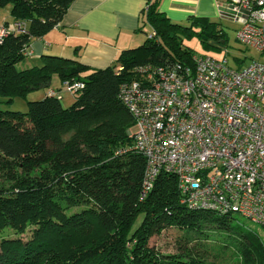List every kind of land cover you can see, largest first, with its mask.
<instances>
[{"label":"trees","instance_id":"trees-1","mask_svg":"<svg viewBox=\"0 0 264 264\" xmlns=\"http://www.w3.org/2000/svg\"><path fill=\"white\" fill-rule=\"evenodd\" d=\"M72 1L0 0L11 16L4 21L22 20L29 32L0 43V264H264L258 230L234 214L187 209L174 174L161 172L139 197L145 158L129 150L134 120L119 86L139 80L141 65L193 66L195 54L176 31L191 28L160 12V0H147L142 11L144 41L110 66L43 55L40 65L16 68L30 41L57 26ZM189 20L205 44L225 48L222 28L206 17ZM54 75L83 83L69 106L46 95L27 101L24 112L3 108L50 87ZM169 227L180 231L176 252L163 253L149 240ZM8 228L16 235H4Z\"/></svg>","mask_w":264,"mask_h":264},{"label":"built area","instance_id":"built-area-1","mask_svg":"<svg viewBox=\"0 0 264 264\" xmlns=\"http://www.w3.org/2000/svg\"><path fill=\"white\" fill-rule=\"evenodd\" d=\"M215 7L237 24L236 40L264 58V0H215ZM10 33L29 34L24 21H3L0 43ZM192 59L193 66L141 65L139 80L119 86L134 120L129 150L145 158L139 197L166 172L176 176L187 209L230 213L264 228V61L237 68L208 54ZM62 84L72 94L83 87ZM47 95L59 97L53 89Z\"/></svg>","mask_w":264,"mask_h":264},{"label":"crops","instance_id":"crops-1","mask_svg":"<svg viewBox=\"0 0 264 264\" xmlns=\"http://www.w3.org/2000/svg\"><path fill=\"white\" fill-rule=\"evenodd\" d=\"M146 3L147 0H74L57 26L30 41L26 55L29 63L19 68L17 63L16 68L42 64L43 55L77 59L91 69L110 66L121 50L144 41L139 33ZM159 10L175 22L185 17L216 16L215 0H160ZM50 89L54 88H46L42 98Z\"/></svg>","mask_w":264,"mask_h":264},{"label":"rangeland","instance_id":"rangeland-1","mask_svg":"<svg viewBox=\"0 0 264 264\" xmlns=\"http://www.w3.org/2000/svg\"><path fill=\"white\" fill-rule=\"evenodd\" d=\"M175 20L174 18H171ZM211 22H214L217 29L222 28L225 32L226 42L225 48L222 49L214 48L213 46H208L205 44L203 39L200 38L198 32L200 31V26L198 24H193L192 20L187 19L186 17L182 20H177L179 24L183 26L190 27L191 29H177V33L180 35L182 39V45L184 47H188L192 49L195 54H208L217 59L227 58L229 65L236 67L238 65V60H243L241 64L246 65L253 60H257L261 58V61H264V58L260 56V54L253 48L247 47L245 45L240 44L236 40V28L237 24L232 22L229 19L220 17L217 13L215 17L208 18ZM4 20H11V16L9 13V6L4 8H0V24ZM144 30L146 33L150 32V28L148 25L145 26ZM142 39L144 40L146 34L144 32L139 33ZM211 43V41H210ZM28 57L25 56L21 61H19L17 68L20 66H24V63L27 64ZM33 65L32 64H29ZM40 65V64H39ZM50 87L54 88L61 99V104L63 107L69 106L73 100L74 96L70 93L64 86L61 84L57 78V75L52 77ZM46 91L45 89L34 90L28 93L25 97H17L10 105H4L3 108L10 109V110H17V111H26L27 110V101L30 100H38L42 98V95ZM48 92V91H47ZM239 220L244 222L246 225L255 228L264 237V228L263 226L250 222L245 218L238 217ZM31 232L30 229L26 230L25 233L21 234L20 236L23 239H26L30 236ZM180 231L176 227H169L163 230L159 235L152 236L149 240V244L154 246L156 249L163 253H174L176 252V239ZM4 235L14 236L16 232L13 229H6L4 231ZM18 235V234H17Z\"/></svg>","mask_w":264,"mask_h":264}]
</instances>
